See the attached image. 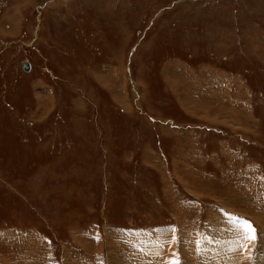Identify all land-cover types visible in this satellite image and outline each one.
<instances>
[{
	"label": "rangeland",
	"instance_id": "rangeland-1",
	"mask_svg": "<svg viewBox=\"0 0 264 264\" xmlns=\"http://www.w3.org/2000/svg\"><path fill=\"white\" fill-rule=\"evenodd\" d=\"M173 259L264 264V0H0V264Z\"/></svg>",
	"mask_w": 264,
	"mask_h": 264
},
{
	"label": "snow or ice",
	"instance_id": "snow-or-ice-1",
	"mask_svg": "<svg viewBox=\"0 0 264 264\" xmlns=\"http://www.w3.org/2000/svg\"><path fill=\"white\" fill-rule=\"evenodd\" d=\"M238 221H239V218H236V221L234 222H238ZM239 228H240V235L242 239L253 240V241L256 239V234H255L256 230L253 228L250 222L243 221L242 223L239 224ZM169 264H179V261L176 259H173L169 261Z\"/></svg>",
	"mask_w": 264,
	"mask_h": 264
},
{
	"label": "water",
	"instance_id": "water-1",
	"mask_svg": "<svg viewBox=\"0 0 264 264\" xmlns=\"http://www.w3.org/2000/svg\"><path fill=\"white\" fill-rule=\"evenodd\" d=\"M23 67L24 69H27L28 68V64L26 62L23 63Z\"/></svg>",
	"mask_w": 264,
	"mask_h": 264
},
{
	"label": "bare ground",
	"instance_id": "bare-ground-1",
	"mask_svg": "<svg viewBox=\"0 0 264 264\" xmlns=\"http://www.w3.org/2000/svg\"><path fill=\"white\" fill-rule=\"evenodd\" d=\"M262 253H263V251L261 250L260 251L261 256H262ZM256 264H257V262H256ZM259 264H261V261H259Z\"/></svg>",
	"mask_w": 264,
	"mask_h": 264
}]
</instances>
